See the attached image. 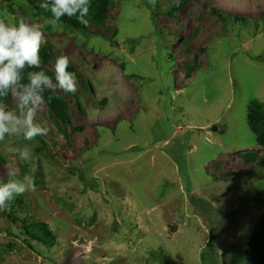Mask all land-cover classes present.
I'll return each mask as SVG.
<instances>
[{
  "label": "rangeland",
  "instance_id": "rangeland-1",
  "mask_svg": "<svg viewBox=\"0 0 264 264\" xmlns=\"http://www.w3.org/2000/svg\"><path fill=\"white\" fill-rule=\"evenodd\" d=\"M109 1L84 34L0 0V18L38 23L40 51L69 57L84 109L68 96L63 125L45 103L47 135L0 142V181L14 169L35 182L20 221L0 219V264H246L264 215V149L247 122L264 104V0H191L176 19L179 0ZM25 145L35 172L6 151ZM26 216L50 226L53 247L24 234Z\"/></svg>",
  "mask_w": 264,
  "mask_h": 264
},
{
  "label": "clouds",
  "instance_id": "clouds-1",
  "mask_svg": "<svg viewBox=\"0 0 264 264\" xmlns=\"http://www.w3.org/2000/svg\"><path fill=\"white\" fill-rule=\"evenodd\" d=\"M150 3L155 7L156 0ZM40 8L50 11L47 24L57 31L63 30L61 21L65 16L75 17L85 27L89 24L86 18L89 0H47ZM45 42V33L38 23L24 19L8 22L0 18V142L6 137L33 141L47 135L48 128L37 121V113L45 104V90L77 91L76 74L68 70L71 61L65 54L54 60V79L43 70H29L41 67L40 49ZM8 98L14 102V108L10 109L4 102ZM6 151L31 165L30 172H35L34 156L27 145L8 146ZM6 175V182H0V210L8 209L16 197L35 190L33 175H18L14 169Z\"/></svg>",
  "mask_w": 264,
  "mask_h": 264
},
{
  "label": "trees",
  "instance_id": "trees-1",
  "mask_svg": "<svg viewBox=\"0 0 264 264\" xmlns=\"http://www.w3.org/2000/svg\"><path fill=\"white\" fill-rule=\"evenodd\" d=\"M29 6L33 8V11L36 16L50 19V11H46L40 8V4L47 2V0H24ZM191 0H179L178 2L170 5L167 15L173 19L178 18L181 12L187 7ZM90 8L89 15L86 17L89 22L90 20L95 23L104 22L105 18L108 15V7L110 4L109 0H89ZM221 19L225 22V18H232L231 16L225 15L224 13L217 11L215 12ZM235 20L238 22V18ZM240 22V21H239ZM61 23L63 27L69 30H77L86 34L89 31L88 26L80 24L75 17L69 18L67 16L62 17ZM49 30L52 28L49 26ZM117 33V32H116ZM41 57V67L39 69H29L31 71H45L49 76L54 74L48 69V63L52 60H55L52 47H46L40 51ZM70 72L77 74L76 69L69 65ZM87 83V82H86ZM89 89V85L87 84ZM45 98V103L47 104L51 114L58 121L64 124L71 125V116H70V106L68 103L69 97L76 98L75 93H67L64 96L60 91L55 90H45L43 93ZM78 101V99L76 98ZM11 98L6 99L4 102L9 105ZM78 108L81 110V113H84L83 104L81 101L77 102ZM247 122L251 132L256 137L257 145L260 148L264 149V104L258 100L252 101L248 107ZM75 130H80L76 129ZM248 163H251L257 159V156L246 157ZM253 168L250 170V175L253 173ZM5 182V181H0ZM18 207L21 210L26 209L25 197L23 195L16 197V199L11 203L10 207L6 210H0V219L8 218L13 219V221H20L18 215L15 212H18ZM24 234L31 240L36 243L44 244L48 247H53L56 244V236L50 226L42 221L34 220L31 218L23 217L21 218ZM27 242V241H25ZM28 243V242H27ZM246 264H264V215L256 224L253 234L246 246L245 252ZM166 264H171L167 261Z\"/></svg>",
  "mask_w": 264,
  "mask_h": 264
},
{
  "label": "water",
  "instance_id": "water-1",
  "mask_svg": "<svg viewBox=\"0 0 264 264\" xmlns=\"http://www.w3.org/2000/svg\"><path fill=\"white\" fill-rule=\"evenodd\" d=\"M209 130L214 133L217 132V128L215 126L210 127Z\"/></svg>",
  "mask_w": 264,
  "mask_h": 264
}]
</instances>
